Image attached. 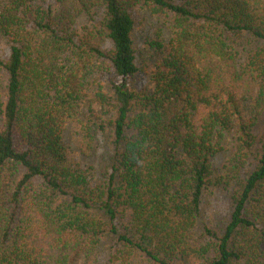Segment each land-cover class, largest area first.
I'll return each mask as SVG.
<instances>
[{"label": "trees", "instance_id": "1", "mask_svg": "<svg viewBox=\"0 0 264 264\" xmlns=\"http://www.w3.org/2000/svg\"><path fill=\"white\" fill-rule=\"evenodd\" d=\"M3 2L0 264H92L106 240L122 262L140 252L147 264H264V0ZM140 9L172 20L166 41L148 42L158 57L144 85ZM81 16L93 28L80 32ZM250 40L263 45L245 50ZM92 61L110 74V93L102 82L90 92L112 113L100 182L63 141ZM226 139L219 172L212 158ZM221 187L228 220L200 223L205 194Z\"/></svg>", "mask_w": 264, "mask_h": 264}, {"label": "rangeland", "instance_id": "2", "mask_svg": "<svg viewBox=\"0 0 264 264\" xmlns=\"http://www.w3.org/2000/svg\"><path fill=\"white\" fill-rule=\"evenodd\" d=\"M0 0V7L3 4ZM172 20L170 17L153 14L146 9H140L137 13V24L133 33L134 47L137 52V63L139 67L138 77L140 84H148V74L157 59V53L152 49L148 42L155 38H162L166 41L170 36ZM95 21H90L85 16L79 17L76 27L80 32L93 28ZM245 50H254L260 48L263 43L254 40L243 43ZM7 48L5 42L0 37V55L5 56ZM85 71V70H84ZM110 74L99 66L95 61L90 64V69L85 74V84L87 86L88 97L81 101L76 107V112L68 120L63 141L67 149L69 158L82 166H93L95 180L100 182L105 177L108 166L111 164L112 153V131L110 121L112 119L111 111H104L90 100V92L96 88L100 82L105 85L108 93L111 92L108 84ZM92 108L95 119L91 117L90 109ZM264 133V113L259 118L255 128V134L258 138ZM90 136L93 138L91 149L87 154L82 150L83 138ZM231 141L226 139L223 143V149L212 158L213 164L217 170H221L224 162L230 156L233 147ZM232 192V189H231ZM204 209L200 223L207 222L218 227H223L228 220L230 213V191L227 189H210L203 198ZM198 233V231H197ZM112 242L106 240L101 243L94 255L92 264H147L144 256L140 252H133L127 262L115 260L111 256L113 248Z\"/></svg>", "mask_w": 264, "mask_h": 264}]
</instances>
